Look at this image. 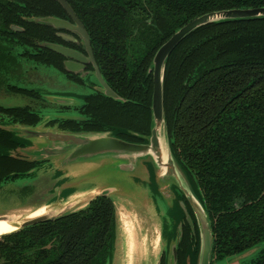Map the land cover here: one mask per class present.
<instances>
[{
	"label": "trees",
	"instance_id": "trees-1",
	"mask_svg": "<svg viewBox=\"0 0 264 264\" xmlns=\"http://www.w3.org/2000/svg\"><path fill=\"white\" fill-rule=\"evenodd\" d=\"M67 1L90 35L104 79L126 102L98 92L100 96L88 98L84 108L89 107L80 112L85 119L52 120L48 125L73 132L112 131L132 143L145 142L134 134H151L149 70L161 46L204 14L264 7V0ZM63 15L54 0H0V91L42 97L39 90L15 85L8 77L20 72V59L60 67V56L29 39L54 43L55 30L21 18ZM12 25L23 27L25 34L12 31ZM164 93L171 150L211 221L213 261L255 248L264 242V19L210 25L190 35L168 59ZM98 100L104 102L94 106ZM0 116L31 127L41 120L28 107L0 106ZM11 124L16 122H5ZM30 144L0 128V186L41 166L14 155ZM186 204L196 234L177 204L172 217L176 225L184 222L178 264L188 259L197 264L199 230ZM115 242L116 206L99 197L85 210L0 238V264H112ZM161 264H167L165 254ZM252 264H264V250Z\"/></svg>",
	"mask_w": 264,
	"mask_h": 264
},
{
	"label": "water",
	"instance_id": "water-1",
	"mask_svg": "<svg viewBox=\"0 0 264 264\" xmlns=\"http://www.w3.org/2000/svg\"><path fill=\"white\" fill-rule=\"evenodd\" d=\"M55 1L66 10L73 23L55 18H43L39 19L38 22L51 25L57 29H67L78 34L86 46L89 59L82 53L64 46L56 44H45L44 46L51 51L68 59L77 60L80 63H67L68 71L76 73V71L84 69L85 63H93L98 82L97 86L99 85L100 87L97 92L114 100L126 102V100L121 98L103 78L94 57L91 38L71 5L67 0ZM262 19H264V7L211 12L199 16L183 26L161 46L149 70V73L153 75L151 134L149 136L134 134L145 140L144 143H132L123 140L117 137L112 131L73 132L63 130L59 128L58 125L55 127L48 126V129L44 128L40 130L36 129L38 125L27 129L12 130L31 143L29 147L18 150L14 155L16 153H26L27 155L31 153L33 157L24 159L30 162L42 163L41 166H37L33 169L28 174L27 178L36 176L42 168L46 167L47 163L53 162L59 167L57 171H55V177H57L56 181L60 180L56 182L55 186L52 188L51 193H57V197L52 202L39 205L36 208L28 210L20 209L9 214L0 215V221L8 222L17 228V231L3 235L2 237L17 233L25 228L43 222L56 221L64 216L80 211L76 210V207L81 204L80 200L74 202L68 201L70 197L77 193L89 192L88 194L92 195L88 203H86V208L92 201L99 197L109 198L116 205L114 196L118 193H126L124 195L131 197L134 195L137 200L151 199L156 203L157 207L159 206V204H157L159 203V199H162V201L167 204L165 206V215L163 216L165 220H162L163 223L160 234L164 247L158 264H161L164 254L167 257V264H178V249L183 237L184 222L181 221L179 225H176L177 220L175 217H172V212L176 210L175 207L177 204L183 209L186 222L192 229V234H196V224L191 217L186 201L194 213L199 230L200 247L197 264H212L214 235L211 221L200 194L196 191L188 175L180 167L171 150L165 117L164 80L166 64L177 47L190 35L203 27ZM51 100L57 102L58 99L52 98ZM71 103L72 102L68 101L62 104L70 105ZM66 119L53 118L48 123L52 120ZM83 119L85 118L82 117L81 119L72 120ZM34 147L37 149L32 150ZM164 147H166L168 151V160L164 159ZM105 160H109L111 163L117 162V164H119L118 171H115V173L120 177V181H122L120 185H113L104 189L91 188L81 191L75 190L73 186L63 187L67 179L62 178L64 176L62 171H66L76 163H93ZM51 167H53V165ZM183 198H185L186 201ZM40 207H46L47 210L44 215L36 218H28L27 216L16 214L17 211H33ZM166 249L167 251L169 250L168 253H165ZM253 249L240 254V256L251 252ZM187 264H191L189 259L187 260Z\"/></svg>",
	"mask_w": 264,
	"mask_h": 264
},
{
	"label": "rangeland",
	"instance_id": "rangeland-1",
	"mask_svg": "<svg viewBox=\"0 0 264 264\" xmlns=\"http://www.w3.org/2000/svg\"><path fill=\"white\" fill-rule=\"evenodd\" d=\"M24 79L22 84L26 87L40 88L45 93L50 92V94L57 96L48 97L50 100L42 104L26 97L10 96L0 92V105L12 108L31 106L42 117L41 123L36 127L37 130L48 129V126L53 127L48 125V122L53 118L81 119L82 116L74 109H63L62 103L72 101L80 106L83 104V99L80 96L90 95L100 89L99 85L93 89L88 83L83 86L70 81L64 73L53 67L39 66V69L32 68ZM89 80L98 83L94 75L89 76ZM52 98H57V102L52 101ZM35 149L37 148L34 147L32 150ZM15 155L26 159L33 157L31 153L28 155L26 153H16ZM110 163L109 160H105L102 162L73 164L66 171H62L64 175L62 178L67 179L63 187L73 186L75 190L81 191L120 185L122 181L115 173V171H118L119 164L117 162ZM52 165L53 167H51ZM46 167L42 168L34 177L21 178L0 186V215L9 214L20 209L36 208L39 205L52 202L57 197V193L52 194L51 191L56 182L60 180L56 181L57 177H55V171L59 167L53 162L47 163ZM85 193L87 192L77 193L68 199L69 202L81 201V204L76 207L77 211L85 210L86 203L92 196L88 194L89 192ZM124 194L126 193H118L114 196L116 203V242L112 264H126L127 262L125 260L126 238L123 231L124 226L121 223L122 217L128 225L134 226L137 236L136 253L132 264H158L164 247L160 234L167 204L159 199V203H157L159 206L157 207L151 199L137 200L134 195L132 197L135 199ZM20 214L18 213V215ZM263 250L264 242L245 255H234L220 262L213 261L212 264H252ZM165 251V253L169 252L167 249Z\"/></svg>",
	"mask_w": 264,
	"mask_h": 264
},
{
	"label": "flooded vegetation",
	"instance_id": "flooded-vegetation-1",
	"mask_svg": "<svg viewBox=\"0 0 264 264\" xmlns=\"http://www.w3.org/2000/svg\"><path fill=\"white\" fill-rule=\"evenodd\" d=\"M55 1V0H54ZM56 2V1H55ZM68 2V1H67ZM58 3V2H57ZM69 3V2H68ZM59 4V3H58ZM60 5V4H59ZM61 6V5H60ZM62 7V6H61ZM63 11H64V15H63V18H55V17H47V18H55V19H60V20H64V21H67V22H70V23H73L71 17L69 16V14L66 12V10L62 7ZM74 10V9H73ZM76 13V12H75ZM77 14V13H76ZM78 16V15H77ZM79 18V17H78ZM23 21H33V22H36L38 24H43V23H40L38 22L39 19H43V18H29V17H22L21 18ZM81 21V20H80ZM82 22V21H81ZM83 24V23H82ZM43 25H46V24H43ZM84 25V24H83ZM47 26H50L51 28H53L55 30V40L56 42L54 43H51V42H45V41H40V40H37L36 38L32 39V38H29L33 44H35L37 47L41 48V49H46V50H49L47 49L44 45L45 44H56V45H60V46H64L66 48H69V49H72L74 51H77L79 53H82L83 55L86 56V58L89 59V55L87 53V50H86V46L82 40V38L72 32V31H69L67 29H57V28H54L53 26L51 25H47ZM85 27V26H84ZM86 29V28H85ZM11 30L16 32V33H20L22 35L25 34V29L21 26H18V25H12L11 26ZM87 31V30H86ZM88 33V32H87ZM89 34V33H88ZM90 36V35H89ZM28 37V36H27ZM91 44H92V41H91ZM93 49V47H92ZM32 50L31 48H28V51ZM51 51V50H49ZM55 54H57L58 56H60L62 59L59 61L60 63V67H55V66H48V65H44V64H41V63H35L33 61H30V60H25V59H20L19 62H20V72L18 74L15 75V77H11L12 75H10L8 77V80L9 81H13L12 83H14L15 85L17 84L18 86H21L23 88H26V89H30V90H39L41 92V96H22V95H19V94H14V93H11V92H8L6 89L5 91H0V92H4L5 94L7 95H10V96H22V97H26V98H29V99H32L36 102H39V103H42V104H45L46 101H48V97H54V96H57V95H52L50 94V92H46L43 91L42 89L40 88H28L26 87L24 84H22V82L25 80V76L29 74V71L33 68V69H39V66H44V67H53L59 71H61L62 73L65 74V76L70 80V81H73L79 85H87V83L89 84L90 87H92L93 89L97 87V84L95 82H92L89 80V76L91 75H94L96 76L95 74V67L93 65V63H85V67L83 70H79V71H76L75 72H72V71H68V67H67V63H74V64H80L77 60H74V59H68L54 51H51ZM94 53V51H93ZM95 57V55H94ZM96 60V58H95ZM97 63V61H96ZM98 65V63H97ZM99 67V65H98ZM100 69V67H99ZM18 70V71H19ZM15 71V70H14ZM101 71V70H100ZM12 74H13V71H12ZM102 74V73H101ZM4 79H7L6 76H3ZM97 78V77H96ZM104 78V77H103ZM106 81V80H105ZM107 82V81H106ZM97 91H95V93H92L90 95H83V96H80V98L83 99V104L78 106L76 105L75 102H72L70 105H62V108L65 109V110H69V109H74L75 111H77L79 114L80 112H82L84 109H87L89 107V103L88 105L84 108V105L86 104V101L87 99L90 97L91 98H97L99 97L100 95H97ZM97 95V96H96ZM71 96V94H70ZM104 100H98L95 102V104H93L94 106L97 105V104H100V103H103ZM2 106V105H0ZM5 107V106H3ZM30 110V111H33V112H36L31 106H25V107H13V108H27ZM6 108H12V107H6ZM84 108V109H83ZM38 113V112H36ZM39 114V113H38ZM40 115V114H39ZM81 115V114H80ZM41 116V115H40ZM13 121V122H16V124H11V125H8V126H5V122L6 121ZM23 120H25V118H23ZM68 120V119H66ZM42 121V117H41V120H40V123ZM23 123L22 121H19V120H16L15 117L13 118H8V117H5V116H0V128H5L6 130H16V129H27V128H31V126H27V125H23L21 123ZM58 121H56L57 123ZM39 123V124H40ZM61 127L64 126V122H60L58 123ZM36 127V126H35Z\"/></svg>",
	"mask_w": 264,
	"mask_h": 264
},
{
	"label": "bare ground",
	"instance_id": "bare-ground-1",
	"mask_svg": "<svg viewBox=\"0 0 264 264\" xmlns=\"http://www.w3.org/2000/svg\"><path fill=\"white\" fill-rule=\"evenodd\" d=\"M163 152H164V159L168 160L169 155L166 147L163 148ZM46 210H47L46 207H40L39 209L33 211H17L16 214L21 213L20 216H27L28 218H36L38 216L44 215ZM121 223L124 226L123 231L126 238V244H125L126 247L124 248L126 250L125 260L127 262L126 261L125 262L126 264H132L137 247V236H136L135 228L130 224L128 225L123 217L121 218ZM15 231H17V228L15 226L9 224L8 222L0 221V238L3 235L10 234Z\"/></svg>",
	"mask_w": 264,
	"mask_h": 264
}]
</instances>
